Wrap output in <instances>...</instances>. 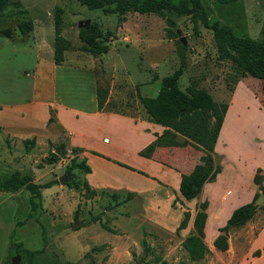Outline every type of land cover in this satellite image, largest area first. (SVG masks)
Returning a JSON list of instances; mask_svg holds the SVG:
<instances>
[{"label": "rangeland", "instance_id": "rangeland-1", "mask_svg": "<svg viewBox=\"0 0 264 264\" xmlns=\"http://www.w3.org/2000/svg\"><path fill=\"white\" fill-rule=\"evenodd\" d=\"M200 3L208 24L227 26L237 37L263 39L264 0ZM55 8L63 10L60 33L71 45L59 66L52 60ZM166 16L175 23L174 38L167 33L163 17L128 13L120 21L114 15L90 11L76 0H10L0 12V29H13L12 39L0 37V110L13 109L2 123L11 130L27 129L39 134L36 147L34 144L26 149L22 140L13 139L11 144L0 133V178L18 171L30 175L37 184L55 182L40 191V199L34 200L39 207L32 212L24 189L12 195L0 192V264L14 243H20L22 264L30 260L33 264H262L253 262L264 257V246L257 247L264 224V204L248 223L228 232L227 251L220 252L210 243L218 236L229 210L237 203L244 204L243 198L234 197L248 195L252 189L248 169L242 168L241 162H249L248 146L264 139V108L252 104L251 97L240 100L241 107L248 102L252 108L249 121L236 127V144L230 140L229 132L215 151V164L224 168V174L207 192L216 190L212 196L226 190L231 193L227 198L213 199L210 212L206 209L203 242L210 252L198 261L189 260L183 241L194 233L192 221L202 196L184 201L175 189L172 174L166 169L158 171L133 152L147 141L146 134L130 130L126 124L102 126V137L111 143L108 146V141L94 142L102 154L149 176L128 169L121 174L114 172L105 168L104 159L92 155L89 165L95 176L121 180V184L133 188L105 189L104 195L100 194L102 190H95L90 196L82 184L87 174L67 169L73 159L78 162L83 158V151L71 152L74 147L67 131L51 144H44L43 137L53 139L63 125L87 140L94 125L88 117L74 122L69 115H63L60 124L47 131L45 118L48 112L55 117L53 105L92 113L99 101L96 91L104 99L103 104L108 101L106 111L121 113L135 122L156 123L148 100L158 91L160 80L178 69L181 51L185 58L178 81L181 91L204 90L215 103L227 105L234 83L240 79L255 96L262 94L261 81L241 68L244 51L232 49L229 42L217 45L212 31L203 24L202 13L195 19ZM24 20L32 21L33 29L23 36L16 25ZM86 20L96 24L103 34H111L106 54L92 56L80 50L78 24ZM260 100L264 103L263 98ZM15 112L21 120L11 115ZM178 141L179 146L157 148L151 159L178 174H187L199 163L202 151L185 138L179 137ZM60 144L65 147L64 156H59L56 149ZM50 153L55 156L54 163L48 162L53 159ZM234 169L240 170L241 176ZM129 192L133 197L126 200ZM112 193L117 194L115 200ZM185 212L189 220L179 229ZM29 213L32 217L24 221ZM17 222L23 224L16 225Z\"/></svg>", "mask_w": 264, "mask_h": 264}, {"label": "trees", "instance_id": "trees-1", "mask_svg": "<svg viewBox=\"0 0 264 264\" xmlns=\"http://www.w3.org/2000/svg\"><path fill=\"white\" fill-rule=\"evenodd\" d=\"M10 0H0V12L7 6ZM80 5L90 11L99 10L105 15H114L120 21L126 19L128 13H137L140 15L154 14L165 18L166 30L171 37H175L173 26L175 25L172 18L166 15H187L195 19L196 15L202 13L204 20L203 24L206 28L212 31L213 39L217 45L222 46L225 42H229L232 49H242L244 51V60L242 62V70L251 78L261 81V92L258 97L264 99V23L261 29L263 39L255 41L249 37H237L234 35L231 28L220 26L218 22L208 24V21L203 12L200 0H180L177 3L171 0H76ZM222 2L225 0H221ZM237 0H229L230 3ZM54 34L52 43V60L55 66H59L64 61V53L70 48V42L65 39L60 33V27L63 24V10L55 8L53 13ZM21 35H26L33 29V23L30 20L20 21L16 25ZM0 37L12 39L13 29L10 27L0 29ZM77 37L81 43L80 50L92 56H101L108 52V42H110L111 34L109 32L103 34L96 24H88L80 27L77 30ZM178 43V42H177ZM184 55L181 51L180 65L171 75L165 76L160 80V86L157 94L148 100L150 111H152L156 124L164 127L160 135H155V139L148 145L143 147L138 156L151 159L157 148L179 146V137L185 138L200 147L202 155L199 163L187 174H180L178 185V193L184 201L195 199L202 191L203 186L207 182H211L220 173L219 165L214 161V147L218 138V134L223 123V119L227 110L226 104H217L212 97L204 90L188 89L186 92L181 91L178 85L180 76L184 70ZM238 81V80H237ZM246 83V82H245ZM99 95L98 106L101 108L104 99ZM264 105V103H263ZM108 103L104 107L107 108ZM55 118L51 115L48 118L47 125L53 123ZM1 132V127H0ZM8 142V141H7ZM183 141L182 143H184ZM25 148L34 146L35 140L25 139L22 141ZM51 144V143H48ZM64 145L60 144L56 148L59 150V156L65 155ZM81 148H72L71 152H82ZM90 154L100 157L104 160L111 161L114 164L135 171L136 173L149 177L146 173L135 170L134 168L118 161L90 151ZM52 160L49 163H54L55 156L50 153ZM70 171L78 170L83 174L90 173V167L86 163V158H81L80 161L72 160L67 168ZM150 179L158 181L156 178ZM264 173L262 170H256L253 176V183L258 187V192L253 196L252 200L232 211L226 219L224 225L218 229V236L213 241V247L225 252L228 249L227 234L231 229H236L244 226L255 215L260 206H256L254 201L259 194L264 195ZM54 181L45 184H37L30 175H23L18 171L10 173L8 176L0 178V192L7 194H15L21 189H24L29 195V208L34 211L39 207V204L34 202L35 199H40L42 189H46L54 185ZM83 188L91 196L95 194V190L91 189L86 181L83 183ZM101 195L105 192L102 190ZM133 197L132 193L126 194V200ZM112 199L117 198L116 193L111 194ZM208 203L201 202L198 205L192 225L194 233L189 235L183 241V249L185 250L189 260L198 261L209 254V249L204 244V226L207 218L206 209ZM32 216L29 213L26 220ZM189 220V213H184V218L179 225V229L186 226ZM23 224L17 222L16 225ZM20 243L8 248L7 259L2 264H22L23 256L19 251ZM258 252H255V256ZM29 264H33L30 260Z\"/></svg>", "mask_w": 264, "mask_h": 264}, {"label": "crops", "instance_id": "crops-1", "mask_svg": "<svg viewBox=\"0 0 264 264\" xmlns=\"http://www.w3.org/2000/svg\"><path fill=\"white\" fill-rule=\"evenodd\" d=\"M156 94H157V91L155 92V95ZM250 97L252 98V101H253L252 104L256 105V107H258L260 109L264 108L263 102L260 100V97L255 96V94L251 91V89L247 86V84L244 81H242L240 79L238 81H236L234 83L233 88H232L230 100H229V103L227 104V110H226V113H225V116L223 119V123L221 125L220 131L218 134V138H217V141H216V144L214 147V155H215V151H217L218 146L224 144V141H225L229 132L232 134L230 136V140H235L234 143L236 144V142H237L236 127L238 124L242 125L243 123H247V121H249V119L251 118V111L249 109L252 108L251 107L252 105L249 106L250 103L248 104V102L246 105H243V103H242V107H241V104H240L241 101L240 100H243L244 98H247V99L249 98L251 100ZM107 103H108V101H106V103L103 104L101 108L98 106V104H96L94 111L92 113H88V114H82V113H79L78 111H76L74 109H70L67 107H58V106L53 105V109H54V113H55V117H54L55 121L53 123L47 125V121L49 118V112H48V115L45 118V128H44L45 131H47L49 129V127L51 128L52 126H56L57 124H60V121H61V118L63 115H69L71 118H73L74 122H78V120H82L81 118L86 116L89 118V120H91L94 123V125L90 130V136L87 138V140L83 139L82 134H80L79 132H76L71 127H67V125H63L53 139H48L47 137H45V139H44V137H43L44 144L47 145V143H52L53 140L57 139L59 134H61L63 131L64 132L67 131L69 134L70 145L74 148H81L83 150V157L86 158V163L90 167L89 160H90V158H92V154H90L89 152L94 151V152H97L99 154H102V151H100V149L96 146V143L94 145V142H97L98 140H100L103 142L108 141V143H106L108 146L111 144L107 137H102V135H103L102 126L103 125L108 126V125L115 124V125L121 127V124H126L129 126L130 130H133L135 132H142L143 134H146L145 136H147V141L144 144H142L141 146L136 147L133 151L136 155H138V152L143 147H145L146 145H148L151 141H153L155 139V135H160L164 130V127L160 124H156V123H152V122H148V121H137V122H135L134 119L123 116V115H121V113L106 111V110H104V107L106 106ZM11 111H13V109H10V108H7V109L5 108L4 110H0V127H1L0 133H2L4 141L6 142V141L11 140V144H12L13 139L23 141L25 139L34 138L35 147H36L37 142H38V138H39L38 133H36L33 130L30 131L27 129L26 130H14V129H12L13 130L12 131L9 127L6 128L3 125V123H2L3 119L6 116H8V113L9 112L11 113ZM11 115H14L15 118L21 120V118L18 117L19 114H16V112L11 114ZM243 126L244 125H242V127ZM233 135L235 136L234 139H233ZM90 139H92L91 143L89 142ZM259 141L261 144L256 143V145H254V146L253 145L248 146V152H246V153L250 157L249 162H247L246 160H243L241 162V167L248 169L247 173L249 176L247 178L252 183V185H251L252 189L248 195L236 196V197H234V199L239 200L240 198H243L244 204L249 203L252 200L253 196L258 192V187L253 183V176H254L256 170L260 169L264 173V139H260ZM87 144H93V146H88ZM104 156H106V155H104ZM111 157L114 158L113 156H111ZM138 157H140V156H138ZM221 157L225 158V156L223 154L221 155ZM143 160L145 163L152 164L155 167H157L158 171H160L162 169H166L170 174H172V177L175 179V185L174 186L178 192L180 174H178L176 171H174L172 169L164 167L163 165H161L157 162H154L152 159L143 158ZM105 161H103L105 168L111 169L114 172H118L121 174V171H124L123 169H125V168H122V167L114 164L111 161H107V160H105ZM123 164H126V163L123 162ZM234 171H236L237 174L239 176H241L240 170L234 169ZM223 174H224V168L221 166L220 167V173L215 177V179L213 181L205 183V185L202 188L201 193L197 196V197L202 196L201 202L206 201L208 203L207 212L208 211L210 212L213 199L217 198L219 200L221 198L222 199L227 198L231 193L229 190H226V192L224 194H221L220 196H212V195H216V190L211 189L210 191L207 192V188L211 187V186H215ZM86 181H87L88 185L90 186V188L94 189V190L133 189L131 187H127V186L121 184V180H111L109 178H98L97 176H95L92 167L90 168V173L87 174V176H86ZM263 184H264V181H263ZM7 198L9 200L6 198L5 199L8 200V202L12 201V198H10V196H8ZM186 202H191V200L186 201ZM237 206L240 207L242 205L239 206L237 203ZM237 206H234L229 210L228 216L226 217V219L229 217V215L232 213V211L234 209L238 208ZM11 209H12V206H11ZM263 238H264V224H263V229H261V231L259 233V238L257 240V247L258 246H264V242L262 241ZM212 242H213V240L210 241L211 244H212ZM260 260L259 261L256 260L253 263L260 262V263L264 264V257H262Z\"/></svg>", "mask_w": 264, "mask_h": 264}, {"label": "water", "instance_id": "water-1", "mask_svg": "<svg viewBox=\"0 0 264 264\" xmlns=\"http://www.w3.org/2000/svg\"><path fill=\"white\" fill-rule=\"evenodd\" d=\"M89 24V21L88 20H86V21H84L83 23H79L78 24V27L80 28V27H84V26H86V25H88ZM64 180V178H62V179H59V182H62ZM254 204L256 205V206H260V205H262V204H264V195L263 194H259V196L256 198V200L254 201Z\"/></svg>", "mask_w": 264, "mask_h": 264}, {"label": "bare ground", "instance_id": "bare-ground-1", "mask_svg": "<svg viewBox=\"0 0 264 264\" xmlns=\"http://www.w3.org/2000/svg\"><path fill=\"white\" fill-rule=\"evenodd\" d=\"M254 129V128H253Z\"/></svg>", "mask_w": 264, "mask_h": 264}]
</instances>
